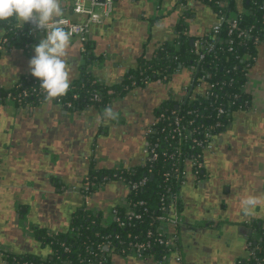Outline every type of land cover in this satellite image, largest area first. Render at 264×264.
I'll use <instances>...</instances> for the list:
<instances>
[{
    "label": "crops",
    "instance_id": "crops-1",
    "mask_svg": "<svg viewBox=\"0 0 264 264\" xmlns=\"http://www.w3.org/2000/svg\"><path fill=\"white\" fill-rule=\"evenodd\" d=\"M235 2L236 10L229 15L232 18L246 11L244 0ZM60 3L62 12H68L72 1ZM218 17L198 0H187L185 9L181 0H115L111 17L92 28L90 41L99 61L92 73L102 83L118 85L139 67L141 59L153 58L164 42L172 43L182 21L196 42L211 35ZM43 37L34 36L33 46L28 48L17 46L1 52L0 88L10 90L22 78L32 76L28 62ZM82 48L79 39L70 38L66 57L70 84L81 78L86 60ZM191 83L190 71L179 69L169 79L134 87L116 96L109 106L116 119L108 118L105 110L95 105L65 110L52 101L23 107L0 102V149L10 144L12 148L0 162L4 168L0 171V246L15 255L46 258L50 249L29 229L69 232L73 213L84 207L79 193L83 179L93 171L116 173L140 167L145 132L156 122L157 111L165 104L184 101ZM245 91L251 97V108L233 115L217 157L206 156L207 173L227 176L234 186L235 198L229 208L222 207L224 221L218 233L207 231L211 227L198 232L191 226L210 203L214 190L205 192L190 183L181 192L187 220L182 230L184 264H246L245 227L258 222L264 225V41L258 46ZM124 195L123 186L113 181L91 196L89 208L108 220L111 207L120 204ZM249 197L258 203L251 214H245L242 201ZM15 212L25 218L16 220ZM209 222L213 224L211 219ZM114 257V264H157L153 258ZM0 264L10 263L0 256ZM166 264L176 263L171 260Z\"/></svg>",
    "mask_w": 264,
    "mask_h": 264
},
{
    "label": "trees",
    "instance_id": "trees-1",
    "mask_svg": "<svg viewBox=\"0 0 264 264\" xmlns=\"http://www.w3.org/2000/svg\"><path fill=\"white\" fill-rule=\"evenodd\" d=\"M181 2L187 4V0H181ZM198 2L208 5L219 16H229L231 12L236 10L235 0H198ZM244 4L246 11L239 14L238 26L245 31L246 37H240L238 30L230 33V25L224 24L221 33L217 36L212 32L211 35H206L200 39V51L204 54V59L201 60L196 54L195 46L190 43L192 37L186 32V25L182 21L178 27L176 39L172 43L164 42L157 49L153 58L141 59L139 67L129 72L118 85L110 86L102 83L89 70V65L96 59L93 43L89 41L85 44L86 59L89 62L83 66L81 78L70 84L66 99L73 101L74 110H80L87 105H95L104 109L112 103L116 96L123 95L133 89L134 81L137 82V87L145 85L143 76L148 77V81L155 82L161 78H171L180 67L183 70L196 67L197 70L194 74L196 78L194 83L195 98L187 104L180 105L179 112L186 119H191L192 116L187 115V110L197 109L207 115L206 117L210 116L204 120V123L209 125L216 119L217 108L222 106L225 108V115L223 119L219 117V120L224 122L222 129L225 128L233 115L240 110H245L246 101L251 100L244 88L248 82L249 72L258 57V46L264 41V0H244ZM17 22L15 17L0 21V29L9 31L10 27ZM23 28L26 29V25H23ZM22 32L18 31V33H22L18 42L13 40L14 31L8 33L12 47H24L25 43H34V36H31L28 30ZM210 45H213L211 50ZM141 72L144 73L143 76H141ZM33 78V76L22 78L18 83L29 87ZM212 84L214 85L212 89L214 95L208 98L203 91H206L207 87ZM202 86L205 87L203 91L201 90ZM109 91H113V93L109 94ZM96 92L102 96L101 102L93 100L92 97ZM6 93V90L0 88V96H5ZM75 95L78 96L77 99L74 98ZM38 99L39 101L45 100V95L35 96L29 101ZM164 109L177 110L174 103L165 104L159 109V112ZM145 171V168L138 167L132 170H124L123 174L130 179H140ZM107 173L106 171H93L90 178L93 181L101 182L102 177ZM153 173L155 178H151L149 182L151 187L149 191H127L125 196L155 201L162 190L159 186L166 182L160 167L155 168ZM115 208L123 212L120 204L116 205ZM147 229L148 225L124 229L115 222L109 226H104L102 225V214L83 207L73 213L72 229L69 232L51 233L50 235L43 229L38 231L39 234L45 236L43 238L44 245L50 247V253L46 258L25 255L11 257L10 261L13 260L14 264H24L25 262L31 264H94L95 262L98 263L104 256L107 263L112 264L114 256H123L124 252L128 253L127 246L117 244L115 240L111 251L105 252L103 249L107 242L105 237L109 234L119 233L123 238H126L128 232L144 233ZM258 246L261 247L262 244L259 243ZM66 247L70 249L69 252L65 251ZM261 251L259 250L260 256L262 255Z\"/></svg>",
    "mask_w": 264,
    "mask_h": 264
},
{
    "label": "built area",
    "instance_id": "built-area-1",
    "mask_svg": "<svg viewBox=\"0 0 264 264\" xmlns=\"http://www.w3.org/2000/svg\"><path fill=\"white\" fill-rule=\"evenodd\" d=\"M115 0H73L71 7L72 15H81L84 17L82 22H75L68 16L59 17L63 21L60 26L66 31L71 33V38H77L83 43V46L89 42L91 37L92 28L97 25H103L111 17L114 11ZM184 9L186 4H182ZM230 15V14H229ZM219 16V15H218ZM230 25V33L234 30L239 31V36L246 37L245 31L241 30L238 26V17L232 18L230 16H219L212 27V32L215 36L221 33L224 24ZM26 25V29L23 28ZM51 27V25H50ZM17 30V31H15ZM28 30L31 36H45L44 29L36 28L35 24L28 22L22 24L17 22L0 42V53L7 48H11L10 32L14 31L15 39L20 41V34L22 31ZM22 32V33H18ZM15 41V42H16ZM33 43H25L24 47L28 48ZM201 41H194L196 54L199 55L201 60L204 59V54L200 51ZM10 46V47H9ZM85 47H83V50ZM178 48V45H176ZM213 45H210V50ZM197 68L192 67L189 71L192 77V83L187 91V96L182 102L175 104V109H164L158 112V116L154 125L148 130L145 140V156L141 164V168L146 171L140 179L127 178L123 172L115 175V178L120 180L125 186L126 192H139L149 191L151 187L149 182L151 176L155 178L154 169L159 168L163 171L165 184L160 185L161 191L155 201L147 199H134L125 196L120 205L123 212L117 208H112L108 220L102 219V225L109 226L115 222L120 228L138 227L139 225H148L146 232L133 233L128 232L126 238L118 234H109L105 237L107 242L104 244V251L110 252L115 243L127 246L128 253L124 255L135 256L139 259L153 258L157 264H166L170 258L175 257L177 262L181 261V256L178 252V229L181 223V192L187 186L190 180L197 182L201 181L202 171L204 168L203 155L205 152H210L213 149L216 138L222 131L224 122H222L225 115V108L219 106L216 110V119L206 125L204 120L209 118L204 113L197 109L187 110V115L192 116L191 119H186L179 112L180 105L187 104L195 98L194 83L195 72ZM144 75L143 72L140 73ZM162 79V78H161ZM165 79V78H164ZM146 84L150 83L148 77L143 76ZM41 80L33 78L29 87L25 84L17 83L3 97L8 102L22 103L30 98L40 95H46L44 90L40 87ZM137 82H133L132 86L137 87ZM214 85L207 87L203 91L204 95L208 98L213 96L212 89ZM245 90V88H244ZM67 94L56 98L58 102L68 107H73V101L66 99ZM246 92V91H245ZM113 91H109L112 94ZM78 98L77 95L74 96ZM95 102H101L102 96L96 92L92 97ZM246 109L251 108V100L246 101ZM105 179L101 182L88 180L86 186L83 188L84 203L89 204L92 196V187H97L98 183H104ZM261 247L257 246L252 250V263L264 264V241L260 242ZM261 251V256L259 255ZM69 252L68 247L65 248ZM125 251V250H123ZM157 251V252H156ZM156 252V253H152ZM123 255V256H124ZM31 264V263H25ZM98 264H108L107 259L103 256Z\"/></svg>",
    "mask_w": 264,
    "mask_h": 264
},
{
    "label": "flooded vegetation",
    "instance_id": "flooded-vegetation-1",
    "mask_svg": "<svg viewBox=\"0 0 264 264\" xmlns=\"http://www.w3.org/2000/svg\"><path fill=\"white\" fill-rule=\"evenodd\" d=\"M73 2V0H71ZM91 40V38H90ZM89 40V41H90ZM85 47V45L83 46ZM85 50H83L82 48V51L84 53V58L86 59V55H87V49L84 48ZM89 62L88 59L85 60V63L84 65ZM98 60H94L90 65H89V70L91 72H93V68H94V65L96 66V64H98ZM46 100H41L39 101L36 100V101H29V100H26L22 103H16V102H8L6 101L5 99H3V97H0V102L4 103V104H11V105H14V106H17V107H23V106H26V105H35V104H38V103H42V102H45ZM52 102H55L56 104H58L59 106L63 107L65 110H73L74 109V106L73 107H68L64 104H61L60 102H58L56 99L52 100ZM112 103H110L106 108H108ZM104 108V110L106 109ZM250 109V108H248ZM159 112V110L157 111V113ZM232 120L233 118L231 119L230 123L222 129L221 133L219 134V136L216 138V141L214 143V146H213V149L212 151L210 152H205L204 155H203V159H204V168H203V171H202V178H201V181L200 182H197L195 180H190L189 184L190 183H193L195 187L197 188H203L205 190V192L208 190H214V194H212V199L210 200V203H207V207H209V209L205 206L203 208V210L199 213V215L195 218L196 220H192L193 222L192 223V228L198 232L200 231H204L206 230L208 227H211L210 229L208 228L207 231H213L215 233H218L219 232V226L221 227V222L224 221L223 220V217L220 215V213L222 214V207H227L229 208V205L231 206V203L230 201L233 200V198H235L234 196V191H233V182L231 181H228V177L227 176H220L218 174H214L213 173V176L211 177L207 172V163H206V156L209 154H213L214 156L217 157V155L219 154L218 151L220 152V148L223 147L225 145V140H224V134L229 130V128L232 126ZM149 130V129H148ZM148 130H146L145 132V140H146V135L148 133ZM11 147V144L6 147L7 149L6 152L4 150V148L0 149V162L1 160H5L7 159L8 155H10V150L12 148ZM10 149V150H9ZM5 158V159H4ZM124 170L126 169H122V170H117L116 173H113V172H109V171H106L108 172L107 175L103 176L102 177V180L105 179V182L104 183H98L97 187H92V196L98 192H101L104 187L109 184V183H112L113 181L114 182H119L123 188L125 189V186L123 185V183L118 180L117 178H115V175L120 173V172H123ZM1 171V170H0ZM90 174L87 175L80 187H79V193L80 195L82 196V199H83V202H84V187L86 186L87 184V181L90 180ZM2 181V180H1ZM0 181V184L2 183ZM4 184V182H3ZM125 193H126V189H125ZM125 196V195H124ZM123 196V198H124ZM206 196H211V195H206ZM183 195L181 196V201H180V206H181V223L179 225V238H178V243H177V246H178V252L181 256V261L180 262H177L175 257H172L170 258V260L167 262V263H170L171 260H173L176 264H184V258H185V250H186V240H185V237L182 236V230H183V227L187 224V220L184 218V213H183V209H184V202H183ZM3 200V198L0 197V200ZM203 201H205L206 203V199H203ZM6 202V201H5ZM230 203V204H229ZM114 206L111 207V208H115L116 204H113ZM118 205V204H117ZM90 205L89 204H86L84 203V208H87L88 210H91L90 208ZM110 208V209H111ZM91 211H94V210H91ZM222 211V212H221ZM96 212V211H95ZM15 215H16V220L19 219V220H23L25 218V214H22L21 212H15ZM223 215V214H222ZM21 218V219H20ZM211 219V222H209V220ZM208 221V222H207ZM226 221V220H225ZM252 227L250 228H247L245 227V230L247 231L245 238H246V250H247V261H246V264H253L252 263V256H251V252L252 250L256 249V247L258 246V244L262 241H264V225L260 222L258 223H253L251 224ZM215 229V230H213ZM31 233H33L34 236H36V239L38 238L39 242L42 244V246H45L47 248L50 249L49 246H46L44 245V242H43V238H45L44 235H41L38 233L39 229L36 230V228H32V229H29ZM242 231V230H241ZM221 232V231H220ZM48 234L51 235V233L47 232ZM41 239V240H40ZM0 256H2L4 259H6V262L10 263V264H14L11 260V257H16V256H25V255H15L11 252H9L8 250H5L3 249L1 246H0ZM27 256H30V255H27ZM116 257H120V256H116ZM115 258V257H114ZM114 258H112V264H114ZM137 258V257H136ZM138 260H147V259H139ZM26 263V262H25ZM24 263V264H25ZM18 264V263H17ZM94 264H98V263H94Z\"/></svg>",
    "mask_w": 264,
    "mask_h": 264
},
{
    "label": "clouds",
    "instance_id": "clouds-1",
    "mask_svg": "<svg viewBox=\"0 0 264 264\" xmlns=\"http://www.w3.org/2000/svg\"><path fill=\"white\" fill-rule=\"evenodd\" d=\"M60 0H0V21L15 17L18 22L35 24L44 29L46 35L34 47V56L28 67L30 74L41 80L40 87L46 93L45 100H52L67 94L70 87L67 64V49L71 33L60 25L62 20ZM51 25V27H50ZM105 115L116 119L112 108L105 109ZM258 203L255 197L242 201L245 214H251V208Z\"/></svg>",
    "mask_w": 264,
    "mask_h": 264
},
{
    "label": "water",
    "instance_id": "water-1",
    "mask_svg": "<svg viewBox=\"0 0 264 264\" xmlns=\"http://www.w3.org/2000/svg\"><path fill=\"white\" fill-rule=\"evenodd\" d=\"M72 5H73V2L71 3V7H72ZM71 7H69V9H68V12L70 13V14H68V12L66 11V12H62V15L60 16V17H62V16H68V17H70V15H72L71 14ZM73 21H75V22H82L83 21V16H81V15H73V16H71L70 17ZM6 32V30L5 29H0V37H2L3 35H4V33ZM194 39H191V45H193L194 44ZM82 44V46H83V43H81ZM10 47V46H9ZM180 69H182L181 67H180ZM182 71H184L183 69H182ZM5 159V158H4ZM3 166H0V170L1 171H3ZM151 178H153V176H151Z\"/></svg>",
    "mask_w": 264,
    "mask_h": 264
},
{
    "label": "rangeland",
    "instance_id": "rangeland-1",
    "mask_svg": "<svg viewBox=\"0 0 264 264\" xmlns=\"http://www.w3.org/2000/svg\"><path fill=\"white\" fill-rule=\"evenodd\" d=\"M133 257H135V256H133Z\"/></svg>",
    "mask_w": 264,
    "mask_h": 264
},
{
    "label": "bare ground",
    "instance_id": "bare-ground-1",
    "mask_svg": "<svg viewBox=\"0 0 264 264\" xmlns=\"http://www.w3.org/2000/svg\"><path fill=\"white\" fill-rule=\"evenodd\" d=\"M33 46V45H32Z\"/></svg>",
    "mask_w": 264,
    "mask_h": 264
}]
</instances>
